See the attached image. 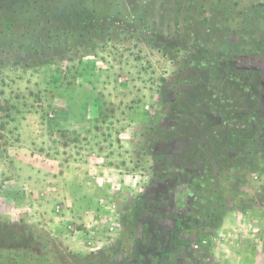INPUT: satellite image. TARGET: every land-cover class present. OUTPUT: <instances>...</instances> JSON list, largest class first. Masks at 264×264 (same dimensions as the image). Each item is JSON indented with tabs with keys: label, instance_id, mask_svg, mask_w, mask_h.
Segmentation results:
<instances>
[{
	"label": "rangeland",
	"instance_id": "1",
	"mask_svg": "<svg viewBox=\"0 0 264 264\" xmlns=\"http://www.w3.org/2000/svg\"><path fill=\"white\" fill-rule=\"evenodd\" d=\"M156 1L142 0L146 18ZM132 2L0 23V264H264L263 114L228 68L190 66L182 34L151 43ZM187 81L242 105L195 107ZM153 154L182 159L158 174ZM216 199L228 212L212 231L201 218Z\"/></svg>",
	"mask_w": 264,
	"mask_h": 264
},
{
	"label": "trees",
	"instance_id": "2",
	"mask_svg": "<svg viewBox=\"0 0 264 264\" xmlns=\"http://www.w3.org/2000/svg\"><path fill=\"white\" fill-rule=\"evenodd\" d=\"M86 1L88 0H77V3L83 4ZM64 2L65 0H0V23L9 17L6 13L10 11L22 13L29 18L31 16L51 19L55 17L54 13L64 6ZM146 3L147 18L144 15L146 10L142 7V0L132 2L128 7L127 15L134 23L143 24L144 30L149 34L147 36H151L149 40L151 43L160 41L167 32H172L170 34L172 39L182 34V40L176 49L177 53L190 54L188 61L190 66L206 73L215 67L228 68L229 75L226 80L247 96L245 97L247 105L249 104L247 107L254 111L264 110V6H254L239 11L237 0L229 2L225 8L219 7L222 0H157L152 3L153 7H150L151 3ZM206 5L210 16L206 20L199 19L197 12ZM238 19L243 21L235 29L230 21ZM214 40L225 43L231 41V44L228 43L230 45L228 48L216 45L211 49ZM54 81L58 83L60 80L55 78ZM186 83L192 85L194 95V98L186 97L187 101H195L193 105L200 109L205 106L215 107L226 117L227 109L233 114L235 112L231 109L242 105L241 98L227 96L221 91L210 93L208 87L199 88L197 83L188 81ZM153 132L157 133L155 129ZM180 158L182 159L181 156L153 154L152 169L158 174L160 171L167 173L168 163ZM227 212L226 201L216 199L206 209L201 220L207 229L214 231L220 227ZM36 255H25L19 259L20 262H31L40 259Z\"/></svg>",
	"mask_w": 264,
	"mask_h": 264
},
{
	"label": "flooded vegetation",
	"instance_id": "3",
	"mask_svg": "<svg viewBox=\"0 0 264 264\" xmlns=\"http://www.w3.org/2000/svg\"><path fill=\"white\" fill-rule=\"evenodd\" d=\"M259 112L258 113H262L263 114V116H264V110L262 111V110H258Z\"/></svg>",
	"mask_w": 264,
	"mask_h": 264
}]
</instances>
